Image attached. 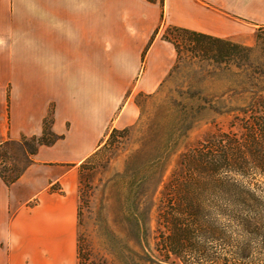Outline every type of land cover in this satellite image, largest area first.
Instances as JSON below:
<instances>
[{
    "label": "rangeland",
    "instance_id": "374dc122",
    "mask_svg": "<svg viewBox=\"0 0 264 264\" xmlns=\"http://www.w3.org/2000/svg\"><path fill=\"white\" fill-rule=\"evenodd\" d=\"M185 1L192 12L201 8L197 2ZM202 1L244 19H239L242 34L239 40L219 38L249 47L245 58L225 56L218 51V46L212 47L207 42L191 43L187 31L178 27L192 28L165 20L167 7L171 18L179 16L175 0H168L167 5L164 0L163 6L157 4L158 15L156 5L138 8L141 15L149 13L155 17L95 20L99 41L96 102L106 103L105 111L101 110L105 118L111 107L113 127L107 133L108 143L75 167L76 239L71 255L65 257L62 264H77L79 243L85 254H92L107 264H181L176 260L165 262L157 256L156 227L161 190L175 171L181 172L183 154L203 147L220 131L237 132L232 126L237 117L249 121L239 108H247L264 97V0ZM120 27L149 37L148 45L158 34L161 40L171 44V66L155 90L136 88L140 63L129 60L131 67L122 66L121 58L126 59L127 53L121 52L119 47L112 49L107 41L109 33L117 34ZM114 37L119 39L118 35ZM125 73L131 76H128L129 82ZM127 103L128 118L132 122L117 126V118ZM31 141V137L13 141L0 149V171L6 177L20 174L27 166L26 148H30L25 142L33 143ZM183 169L188 172L185 167ZM253 181L261 205L254 202L251 210L225 209L216 195L207 198L209 202L203 213L213 223V229L219 231L225 227L231 235L225 241L206 240L204 244L210 251L223 253L245 247L257 259L264 258V180L257 176ZM157 183L155 206L148 220V244L144 246L140 241L143 238L138 218ZM239 217L256 219L258 228L247 231L240 227ZM54 260L55 257L49 256L48 264H54Z\"/></svg>",
    "mask_w": 264,
    "mask_h": 264
},
{
    "label": "crops",
    "instance_id": "0c3cea01",
    "mask_svg": "<svg viewBox=\"0 0 264 264\" xmlns=\"http://www.w3.org/2000/svg\"><path fill=\"white\" fill-rule=\"evenodd\" d=\"M175 1L179 16L171 18L167 7L169 23L241 38L242 18L202 0H191L202 8L195 12L185 0ZM143 5H156L159 14L158 5L146 0H0V147L41 136L50 111L51 129L60 136L28 155L11 184L0 176V264H48L49 256L62 264L71 255L77 228L75 167L105 143L113 127L111 107L105 118L106 103L96 102L95 20L156 16L141 15ZM109 34L112 49L127 53L122 66L131 67L129 60L140 63L136 88L155 90L171 66V44L158 34L148 45L149 37L124 27ZM127 108L128 103L117 126L132 122Z\"/></svg>",
    "mask_w": 264,
    "mask_h": 264
},
{
    "label": "trees",
    "instance_id": "16d2710c",
    "mask_svg": "<svg viewBox=\"0 0 264 264\" xmlns=\"http://www.w3.org/2000/svg\"><path fill=\"white\" fill-rule=\"evenodd\" d=\"M146 1L164 5V0ZM178 29L187 31L191 43L207 42L212 47L218 46L220 53L233 59L245 58L250 50L245 45L223 38L192 29ZM239 111L243 112L241 115L249 118V121L237 117L232 125L237 132L220 131L203 147L187 151L182 156L183 163L181 162L179 168V171L183 172L175 171L173 177L165 182L160 193L156 227V250L161 260H176L181 264H264V258L257 259L247 252L245 247L217 253L210 251L204 244L209 239L225 241L231 237L225 227L219 231L214 230L213 223L204 215L209 196L216 195L225 209L232 207V210L236 211L251 210L255 203L261 205L253 178L258 176L264 180V97L247 108H239ZM52 122L50 111L45 118L43 134L32 136L33 143L25 142L30 148H26L27 156L36 153L40 145L52 144L60 137L52 131ZM24 140L27 138L23 137ZM8 143L10 142L6 144ZM107 143L108 141L105 145ZM183 164L185 166H182ZM184 167L188 172H185ZM20 174L6 177L0 171V176L7 184L14 182ZM158 186L157 183L148 196L146 207L138 218L139 233L143 238L140 241L144 246L148 244V220L155 206ZM238 222L240 227H245L247 231L258 228V221L252 217H239ZM77 264L107 263L92 254H85L79 243Z\"/></svg>",
    "mask_w": 264,
    "mask_h": 264
}]
</instances>
